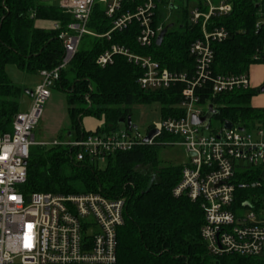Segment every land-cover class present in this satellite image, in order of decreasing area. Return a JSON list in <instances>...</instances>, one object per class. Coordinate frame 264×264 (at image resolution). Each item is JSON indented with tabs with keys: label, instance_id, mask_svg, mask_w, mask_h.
I'll use <instances>...</instances> for the list:
<instances>
[{
	"label": "built area",
	"instance_id": "built-area-1",
	"mask_svg": "<svg viewBox=\"0 0 264 264\" xmlns=\"http://www.w3.org/2000/svg\"><path fill=\"white\" fill-rule=\"evenodd\" d=\"M178 6L172 0H63L62 8L72 21L61 30L59 39L64 56L58 67L42 70L41 83L33 89L28 112H19L11 132L0 133V264H117L118 229L124 225L125 200L109 199L100 194L57 195L33 193L26 199L21 187L28 178L27 161L34 146L65 145L75 150L76 162L106 160L118 152L154 145L168 134L184 147L188 162L182 178L173 190L176 198L187 196L197 202L204 214L201 236L212 256L237 255L264 259V120L256 136L247 133L245 123H233L209 136L192 124V117H203L208 106L202 105L198 90L212 79V97L235 90H249L250 79L241 75L212 77L214 45L230 37L217 19L234 11V0H184ZM101 4L112 20L111 30L95 34L90 28L94 8ZM188 11V23L201 28V36L191 43L194 58L191 73L172 72L151 56L112 45L96 60L102 68L113 65L117 56L142 69L138 84L145 91L167 90L184 84L180 101L181 115L161 119L149 127L158 130L148 143L138 129L117 130L109 134L90 132L80 140L36 142L34 131L42 119L51 88L61 78L87 36L111 39L113 32L126 31L138 24L136 42L141 47L156 45L167 26L168 16L160 11ZM185 13V12H184ZM262 22L256 27L261 29ZM256 60H264V46ZM214 105V104H213ZM215 106V105H214ZM216 109V107H215ZM211 129V126H210ZM209 129V130H210ZM241 129H244L241 131ZM247 192L241 195L240 192Z\"/></svg>",
	"mask_w": 264,
	"mask_h": 264
},
{
	"label": "trees",
	"instance_id": "trees-1",
	"mask_svg": "<svg viewBox=\"0 0 264 264\" xmlns=\"http://www.w3.org/2000/svg\"><path fill=\"white\" fill-rule=\"evenodd\" d=\"M234 3L230 15L216 20L228 29L230 37L214 45L212 77L241 75L252 64L264 63L255 59L257 51L264 46V0H234ZM184 12L185 20L178 29L174 23L161 46L138 45L137 23L126 31L113 32L111 39L89 36V42L81 44L54 86L66 93L75 131L70 133V140H80L90 134L82 124L85 117L104 122L95 131L99 134L119 130L120 120L132 116L131 108L136 104H160L161 119L181 115L176 106L180 104L184 84L177 83L167 90L145 91L138 84L142 69L126 58L117 56L115 63L105 68L97 65L96 60L116 44L136 54L151 56L172 72L191 73L195 61L189 48L201 36V28L191 26L188 11ZM39 20L58 22L61 30H65L72 17L59 6L41 4V0H0V133L12 131L25 93L23 87L11 80L8 67L38 74L55 69L63 59L60 31L38 28ZM259 22H262L261 29L256 27ZM89 28L98 35L111 30L112 20L105 16L101 4L95 6ZM211 92L212 79L204 89L198 90L200 103H213L219 112L215 118L222 123L264 120V109L249 105L255 90H235L215 98ZM171 139L176 140L162 134L154 145L110 155L105 170L98 169L89 160L76 162L75 150L70 146H34L27 161V182L21 192L26 199L33 193H94L109 199H124V225L118 229L117 236V264H264V259L237 255L216 257L208 252L201 236L204 214L200 204L187 196H173L182 178L183 166L160 167L157 158L159 148ZM141 166L150 171L140 172Z\"/></svg>",
	"mask_w": 264,
	"mask_h": 264
},
{
	"label": "rangeland",
	"instance_id": "rangeland-1",
	"mask_svg": "<svg viewBox=\"0 0 264 264\" xmlns=\"http://www.w3.org/2000/svg\"><path fill=\"white\" fill-rule=\"evenodd\" d=\"M52 4L58 5L63 0H46ZM176 5H186L184 0H172ZM191 1V0H190ZM195 1V0H192ZM196 2V1H195ZM215 5H219V0H213ZM160 11L165 16H168V23H175V28H179L181 22L185 20V13L182 9H176L173 11H167L164 7H160ZM167 23V24H168ZM91 38L85 37L82 41L83 44L89 42ZM8 74L17 85L29 88L31 85H37L38 76L29 75L20 72L16 67H8ZM246 74L248 75L251 85L250 88L255 90L254 96L251 98L249 105L257 109H264V93H260L258 90L264 85V63L252 64ZM257 78L260 82L257 85H253L254 79ZM26 84V85H25ZM66 93L61 91L58 87L51 88V97L44 106V112L42 119L40 120L36 130L34 131L36 142L51 143L54 141H65L70 140V133L74 134L73 126L70 122L68 104H67ZM31 100L24 94L23 99L20 103L22 111H29ZM132 122L138 127V131L143 135H146L149 127L154 123H158L161 120V105L160 104H136L132 106ZM176 110H180V105L176 106ZM259 120H248L246 121L247 133L256 136L259 129L263 128L262 123ZM102 120L96 118L85 117L82 121L84 130H96V126L100 124L99 128L104 126ZM222 127V122L219 119L213 118L211 121V129L203 130L204 135L209 136L214 131L219 130ZM119 130H127L125 124H119ZM178 142L181 139H176ZM171 139L169 143L177 142ZM164 143H167L166 141ZM164 145V144H163ZM39 146V145H37ZM35 146V147H37ZM157 158L159 160L160 167L177 165L183 166L188 162V156L184 147L178 145H165L161 146L158 150ZM108 160H99L95 162L96 167L100 170H105L108 167ZM140 172L150 171L147 168L141 166L138 168ZM153 172V171H152Z\"/></svg>",
	"mask_w": 264,
	"mask_h": 264
},
{
	"label": "water",
	"instance_id": "water-1",
	"mask_svg": "<svg viewBox=\"0 0 264 264\" xmlns=\"http://www.w3.org/2000/svg\"><path fill=\"white\" fill-rule=\"evenodd\" d=\"M174 27V24H170L168 26H166L163 31L160 33L157 41H156V45L157 46H161L165 37L167 36L169 30L171 28ZM26 92H28L26 90ZM260 93H264V86L261 87V89L259 90ZM219 115V112L217 109H215V106L213 104H210L208 106V110L205 113V115L203 117H198L196 115H193L192 117V124L195 126H198L200 128H203L205 130H209L210 126H211V121L213 118L217 117ZM121 124H125L126 127L131 130V129H138V127L136 125L133 124L132 122V116L129 115L126 119H121L120 120ZM224 127L227 130H231L233 127V123L229 120H225L224 121ZM244 129H241V131H243ZM158 134V130L156 129H152L151 131L148 132L147 136L145 137L144 141L146 143H148L155 135Z\"/></svg>",
	"mask_w": 264,
	"mask_h": 264
},
{
	"label": "crops",
	"instance_id": "crops-1",
	"mask_svg": "<svg viewBox=\"0 0 264 264\" xmlns=\"http://www.w3.org/2000/svg\"><path fill=\"white\" fill-rule=\"evenodd\" d=\"M41 4H43V5H46V6H59V7H61L62 8V2L60 3V4H58V5H55V4H52L51 2H47L46 0H41ZM63 9V8H62ZM57 24H59L58 22H54V21H47V20H39V21H37L36 22V26L38 27V28H42V29H55V26L57 25ZM170 24H174V23H170ZM169 23L167 24V26L168 25H170ZM175 25V24H174ZM19 70V69H18ZM7 71H8V69H7ZM21 72V71H20ZM29 75H36V74H29ZM37 76H38V82H37V85L38 84H40L41 83V80H42V78H41V76H40V73H38L37 74ZM11 78V77H10ZM12 80V79H11ZM13 81V80H12ZM260 82V80L259 79H257V78H255L254 79V83H253V85H257L258 83ZM250 84H251V82H250ZM26 85V84H25ZM36 85V86H37ZM264 86V85H263ZM262 86V87H263ZM21 87H23V86H21ZM24 89H25V95H27L29 98H30V100H31V104H32V96H33V94H32V92H33V89L35 88V85L33 86V85H31L29 88H27V87H23ZM252 89V88H251ZM261 89V88H260ZM26 90L28 91V92H26ZM24 96V95H23ZM22 99H23V97H22ZM22 101V100H21ZM31 104H30V108H31ZM30 110V109H29ZM20 112H25V111H22V109H21V105H20ZM26 112H28V111H26ZM90 118H92V117H90ZM103 122V121H102ZM84 127V126H83ZM97 128H96V130H86L85 129V131L86 132H95V131H97L98 129H99V127H100V124H98L97 126H96ZM85 128V127H84ZM128 129V128H127ZM70 136H71V134H70Z\"/></svg>",
	"mask_w": 264,
	"mask_h": 264
}]
</instances>
